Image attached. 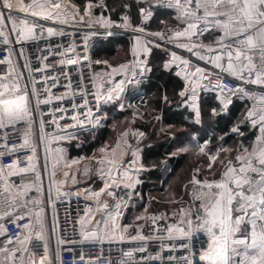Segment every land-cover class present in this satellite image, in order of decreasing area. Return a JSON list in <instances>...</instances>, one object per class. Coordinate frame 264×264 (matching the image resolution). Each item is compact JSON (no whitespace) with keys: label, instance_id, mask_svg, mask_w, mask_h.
Instances as JSON below:
<instances>
[{"label":"built area","instance_id":"1","mask_svg":"<svg viewBox=\"0 0 264 264\" xmlns=\"http://www.w3.org/2000/svg\"><path fill=\"white\" fill-rule=\"evenodd\" d=\"M31 0H24L25 4ZM43 2V0H41ZM52 3H61L59 17L55 15L52 19H42L30 14L19 13L15 11L18 0H11L13 9H4L0 4V12H4L7 17L9 13L20 21L27 20L29 25H35L37 39L19 40L18 33L11 30V21L6 20V27L2 30L7 37L0 36V60L11 61V63H0V82L18 83L29 97V108L32 111V131L30 136V145L35 146V153L32 147L20 148L23 143V132L28 125L21 121L14 124H8L0 128V166L4 167V172L0 173V214L5 211L12 212L13 215L0 219V228L6 229L0 233V248L7 247L9 250H15L21 246L17 243L7 244V239L14 241L17 236L27 234V230L17 228L16 224L23 225L31 222L34 230H39V224L36 223V213L43 208L42 219L44 223V237L47 242V260L46 264H206L201 256L208 251L211 238L204 232H195L190 241L179 238L178 233H173L175 238L168 239L167 229L172 225H181L183 214L161 215L155 212H149L147 215L146 228L141 233L145 237H150L146 241H133L130 239H108L105 237L97 241H85L81 236L80 220L87 216L94 217L102 210V197H99V203L89 193L92 187L80 189L68 193L65 189L52 188L49 192L47 183L43 177L40 168V158L42 150L48 149L55 142L71 139L85 133H92L100 125L103 118L108 116V103L104 99L100 86L98 84V74L95 71V62L91 52V42L93 39H110L115 37L124 38L129 43L130 51V77L127 79L122 93L116 99L118 110L128 111L138 119H144V107L147 104V98L140 96L133 100L131 104L127 102L128 87L147 77L146 60L139 52H133V46L137 37L144 38L147 42L172 53H179L172 41L158 39L150 33L138 31L127 24H117L111 20L109 11L99 4L87 3L80 5L74 0H51ZM198 0H193V5ZM91 4L102 12L97 20L105 19L110 22L108 28L95 23L89 26L86 18L81 20L83 9ZM183 7V16L185 20L199 22L195 17L185 15L184 9L192 11L184 0H181ZM177 8V7H176ZM197 16L203 17V9L197 10ZM61 20L66 22L61 23ZM205 25L210 31H204L203 35H195L192 42L197 45H203L204 38L215 36L217 26L213 22L201 24L199 30L205 29ZM52 28L57 32H63L64 35H55L49 37L47 29ZM173 28L168 27L161 33L164 36L173 33ZM112 35H107V33ZM42 36V38H41ZM7 38V43L5 39ZM243 38V37H240ZM225 44L235 47V38H229ZM68 60H76L77 63L69 64ZM140 61L144 63L141 64ZM187 61V64L183 63ZM259 64V61H256ZM47 65V67H45ZM177 68V75L184 80L187 86V76L190 79L197 77L195 73L200 68L203 73L201 83L203 89L217 95L218 99L227 106L234 103L243 104L246 107L244 118L248 122L258 121L261 111L264 110V103L261 98L264 97V88L258 84L250 83L249 80L255 79L254 75H245L243 79L233 78L212 67H207L203 62L196 58L188 56L182 57ZM196 81V80H195ZM71 84V89L68 87ZM217 84L224 86L216 87ZM45 89L48 91L46 92ZM51 95L50 104H36V100H43ZM63 96V99L57 97ZM85 101L87 103L85 104ZM91 110V112H89ZM256 112V116L250 118L248 113ZM77 120H73V117ZM158 119L162 120L159 116ZM41 121H43V130H41ZM55 121V123H53ZM78 121H84L81 127ZM59 137H64L59 139ZM6 145V146H5ZM13 146L16 150L13 151ZM31 158V159H30ZM177 158V156H175ZM237 162V161H236ZM18 163V168H26L29 164L35 165L36 171L19 172L12 169L16 174H10L7 165ZM238 163V162H237ZM37 172L40 175L39 181L36 180ZM7 183L9 191L5 192L4 187ZM36 184L40 191L35 188L29 191L24 197L17 195L23 190L24 185ZM113 193L109 196L116 204L127 206L130 200L131 189L128 186L121 185L118 190H108ZM7 198V199H6ZM39 199L40 204H33L31 201ZM25 205V206H22ZM102 207V208H101ZM100 209L97 211V209ZM148 210L151 209V202ZM92 209L89 213L88 210ZM18 215L25 217L24 220H16ZM153 217L157 219L153 221ZM193 219V216L191 215ZM15 221V223H13ZM124 221L123 215L119 223ZM194 221V220H193ZM92 222L84 225L85 230L91 231ZM103 233V225L100 227ZM162 237V239H158ZM59 240H64L60 244ZM45 241H36L33 234L32 241L26 245L28 251H20L17 258L13 261L6 253L0 252V264H29L32 259L39 261L42 255H45L43 244ZM75 241V243H71ZM83 241V242H82ZM185 243L189 247H183ZM145 247L146 252L134 251L139 247ZM128 251H134L132 258L125 255ZM33 253H35L33 255ZM159 256L160 259H149V257ZM174 257V259H169ZM22 258V259H21Z\"/></svg>","mask_w":264,"mask_h":264},{"label":"snow or ice","instance_id":"2","mask_svg":"<svg viewBox=\"0 0 264 264\" xmlns=\"http://www.w3.org/2000/svg\"><path fill=\"white\" fill-rule=\"evenodd\" d=\"M170 3L174 2L175 6L180 8L183 7L181 0H169ZM184 2L193 10L188 11L184 9L185 15L195 17L197 20L207 18L209 16L224 17V20H217L216 26L222 29V37L216 41V43L224 51L223 53L216 55L215 62L216 67H222L219 63L224 55L227 56V68L226 71L231 72L233 75L243 79V73L248 72L249 76L255 74V79L249 80L250 83L264 85V0H198L193 5V0H184ZM4 9H13L11 0H0ZM61 3H52L51 0H31L30 3L25 4L24 0H18L15 11L19 13L30 14L34 17H40L42 19H52L55 15L59 17L58 11L61 9ZM91 4L88 5L90 9ZM203 9V17L197 16V10ZM6 20L11 21V30L18 33L19 40H35L37 35L35 32V25H29V22L25 19L17 24V19L14 18L10 13L6 17L4 12H0V36L7 37V34L2 30L6 27ZM61 23L66 22L61 20ZM96 23L102 25L104 28L110 26V22L105 19H99ZM197 23H189L185 30L177 31L173 36L168 37L170 41H173L180 37H185L191 40L194 35H203L204 31H210L205 25V29L199 30ZM143 32L144 29H137ZM47 35L49 37L55 35H64V33L57 32L52 28L47 29ZM112 35V33H107ZM153 35L159 36L164 39L163 33H154ZM243 37V38H240ZM42 38V36H41ZM229 38H235V47L230 44H225L224 40ZM7 43V38L5 39ZM139 45V40L137 41ZM159 46V45H157ZM178 47L187 48L188 51H192L193 48L202 47L195 43L189 44L180 43ZM144 52H149L150 49L145 47ZM208 52H213L215 49L212 46H207ZM199 55V53H197ZM174 59L175 53H173ZM204 56H200V59H204ZM259 61L257 64L256 61ZM239 62V67L234 63ZM11 63V61L0 60V63ZM69 64L77 63L76 60H68ZM143 64V61H140ZM183 63L187 64V61ZM47 67V65H45ZM121 68H126V65H121ZM117 71V69H113ZM201 69L197 68L196 73H201ZM123 83V82H121ZM68 87L71 89V84ZM216 87L223 88L224 86L217 84ZM47 92L48 90L45 89ZM194 92V90H193ZM181 96L185 95L184 92L180 93ZM64 97H57V99H63ZM108 100L112 99L111 91L107 96ZM195 100V95H193ZM52 102L51 95L41 100L39 97L36 100V104H50ZM29 97L28 94L21 89L18 83H13L11 86L8 83L0 82V128L8 124H14L18 122H25L28 127L23 132V143L19 146L20 148L32 147L33 153H35V146L30 145V136L32 131V111L29 108ZM87 101H85V104ZM261 103H264V97L261 98ZM227 105H225L226 107ZM91 112V110H89ZM249 117H255L256 112L251 111L248 113ZM73 120H77V117H73ZM259 121L264 123V110L258 117ZM55 123V121H53ZM79 125L83 127L84 121H78ZM255 123V120L253 121ZM41 130H43V121H41ZM264 132V129L261 130ZM126 136L127 133H124ZM143 135V133H140ZM64 137H59L63 139ZM6 146V145H5ZM119 148V145H117ZM16 150V146H13V151ZM102 152H107L106 149H101ZM204 149L201 148V152ZM112 156L114 159L108 160L107 163L111 165L107 175L111 179V183H105L104 188L101 192H95L92 196L99 203V197L103 192L107 191L112 184L116 183V180L112 178V169H116L117 156L116 150H113ZM31 159V158H30ZM211 162L215 163L218 159V155L211 156ZM235 160L238 162V167L234 166L232 161L229 160L219 180L215 181H203L193 179L192 183L201 185L199 194L196 199L203 201L200 207L202 209V215L197 214L196 223L191 218V213H185L187 219H181V225H172L167 229L168 239L175 238L173 233H178L179 238L190 241L195 232H204L211 238V244L205 255L201 256V259L208 260L210 264H264V136L261 137L260 141L252 151L245 149L242 154L237 155ZM76 163V161H73ZM104 163V161H100ZM133 163H135L133 161ZM211 163L209 167L211 168ZM10 174H16L12 172V169H17L19 172L36 171L35 165L29 164L26 168H18V163L7 165ZM118 171V169H117ZM4 172V167L0 166V173ZM68 174L65 173V176ZM128 175L127 172L124 173ZM40 175L37 172L36 180L39 181ZM75 182V180H73ZM131 187V184L127 185ZM35 190L40 191V188L36 184H28L23 186V190L17 193L18 196L24 197L29 191ZM4 191L8 192L9 187L5 183ZM59 192V188H57ZM108 195H113L112 192L108 191ZM7 199V198H6ZM33 204H40L39 199L31 201ZM25 206V205H22ZM104 209H107L108 205L105 203L102 205ZM116 208L119 209L120 205L117 204ZM100 209L98 208L97 211ZM89 213L92 209L88 210ZM235 213V215H234ZM43 208H40L39 212L36 213V223L39 224V230H34L31 222L16 224L17 228H23L27 230V234L17 236L15 241L12 238L7 239V244L13 243L19 244L21 247L15 250H9L7 247L0 248V252L6 253L9 258L13 261L17 258V253L20 251H28L26 247L34 238L36 241H45L43 229L44 223L42 219ZM13 213L5 211L0 214V219L12 216ZM119 215L117 212L115 215L109 213L108 219L102 222L103 233L100 232L101 222H97L96 229L87 231L84 225L92 222V216H87L80 220L81 224V236L85 241H97L102 240L105 237L108 239H119L123 241L124 235L120 234V226L116 223L115 217ZM25 217L18 215L16 220H24ZM143 219V217H140ZM153 221L157 218L153 217ZM111 221V226L109 225ZM15 223V221H13ZM109 228L110 233L109 234ZM6 229L0 228V233L6 232ZM124 231H127L125 228ZM133 241H146L150 237H145L142 234H137L131 237ZM162 239V237H158ZM83 242V241H82ZM60 244H64V240H59ZM75 243V241H71ZM45 255H42L37 262L32 259L29 264H46L47 260V249L48 245L45 241L43 244ZM183 247H189L188 243H185ZM134 251L146 252L147 249L143 246L135 249ZM134 251H128L125 255L132 258ZM35 253H33L34 255ZM239 257L240 259H236ZM22 259V258H21ZM149 259H160L159 256L149 257ZM174 259V257H169ZM23 264V262H22Z\"/></svg>","mask_w":264,"mask_h":264},{"label":"trees","instance_id":"3","mask_svg":"<svg viewBox=\"0 0 264 264\" xmlns=\"http://www.w3.org/2000/svg\"><path fill=\"white\" fill-rule=\"evenodd\" d=\"M74 1L80 5L99 4L109 11L111 20L115 23L143 28V32L150 34L161 33L166 27H174L178 21V13L163 5V0ZM96 9L95 18H98L103 8ZM150 48L151 53L146 60V79L131 84L127 90L129 104L140 96L147 98V104L143 108L144 119H138L128 111L118 110L116 104H112L108 106L110 118L107 125L110 127L100 131L97 138L94 133H85L72 138L67 144L63 143L68 158L74 161L83 157H100V150L111 143L119 129L143 133L140 145L141 165L146 171L141 176L142 185L138 191L143 200L146 194L157 197L151 202L149 211L165 215L187 211L196 220L197 214L201 212H198L199 202L196 200L192 181L195 177L201 182L221 178L224 171L222 166L212 165L208 169L210 157L220 149L230 150L229 159L232 163L236 161L237 152L241 150L239 142L245 143L253 136L250 134L248 138L243 137V140L233 134V130L243 120L246 107L234 103L225 109L216 94L202 89L199 102L200 122H195L194 113L184 105L187 98L180 95L185 82L177 75V68L169 65V57L173 53L157 46ZM128 49V41L120 37L93 39L91 42L94 60L109 62L112 66L129 63V57L123 58V55L129 54ZM234 109L237 110L236 114L233 113ZM159 116L162 120L158 119ZM248 125L241 124L242 132L246 133ZM195 139L201 144L198 151L184 149ZM181 148L185 152L180 151ZM201 148L204 149L203 152ZM175 154L178 155L177 158ZM226 162L224 161V167ZM82 178L79 182L82 187L98 188L100 185V177L94 171ZM195 188L198 189L196 186ZM144 208L140 205L138 209L128 210L126 224L133 229L129 230L130 234H134L136 227L142 223L137 219L144 213Z\"/></svg>","mask_w":264,"mask_h":264},{"label":"rangeland","instance_id":"4","mask_svg":"<svg viewBox=\"0 0 264 264\" xmlns=\"http://www.w3.org/2000/svg\"><path fill=\"white\" fill-rule=\"evenodd\" d=\"M96 10L97 9L94 6H92L90 9L88 7H85V9H83L84 17L81 20H85L87 18L88 25L94 26V24L97 21V19L95 18L97 17ZM153 37L159 38V36L158 37L153 36ZM137 38L139 39H136L135 44L133 46L134 53L137 51L136 47L138 45L137 44L138 40H139V46H141V50L144 47V42L147 41L141 37H137ZM128 52L129 54L123 55V58L125 59L126 57H129V60H130L129 49H128ZM139 53L143 55V57H141L142 59L146 57L143 52L140 51ZM110 60H112V57ZM94 62H95V71L98 74V84L100 86L101 93L104 99L106 100V102L108 103V106L115 104L117 100L116 98L121 95L123 87L127 79L130 76L129 63L128 64L122 63L117 66H112V64L109 62L103 61L102 63V62H98L95 60ZM121 65H126L127 67L121 68L120 67ZM113 69H117V71L114 72ZM202 76H203V73L201 72L197 75V77L191 80H187V85L192 84V82L197 80L198 78L202 79ZM185 88H186V84H185L184 89ZM110 91L112 93V99L108 100L107 96ZM108 106H106L107 111H108ZM109 118H110V115H108L105 119L103 118L100 125L97 126L95 131L92 132V134L94 133L93 134L94 137L97 138L98 134H100V131H103L110 127L107 125ZM124 133H127V135L125 136ZM143 138L144 136L140 135L139 131H134V130H129V129H125V130L119 129L115 138L111 140V143H109L107 147L102 148V149H106L107 152H102L100 150L99 152L100 157H94V156L93 157H83L81 159L74 160L76 161V163H73V161L68 158V153L66 151L67 149L64 144L66 142L71 141L72 138L67 139V140L65 139L60 142H55L51 144L48 149L44 148L42 150L43 159L40 158L39 164L42 170L43 177L46 180L47 188L49 192H51L52 188L54 187L60 188V189L63 188L68 193H72L80 189L87 190L88 187H82L81 185H79V182H80V179H83L82 176H86L89 172H92V171H94L96 174L99 175L100 185L98 188H92L88 192L92 194L95 192H101V190L104 188L105 183H111V179L107 175L109 169L111 168V165H109L107 161L114 159V157L112 156V152L113 150H116L117 156L115 157V159H117V165H116V169H112V178L116 180V183L112 184V187H110L108 190H118L121 185L127 186L131 184V187H130L131 189L130 197L131 198L127 206H120V208L117 209L116 208L117 204L113 201L111 197H109L108 190L105 191L102 197L101 206L106 203L108 207L105 212L100 211L94 217L93 222H92V228H96L97 222H101V225H103L102 222L108 219L109 213L115 215L117 212H119V215L116 216L115 219H116V223H118L120 226V234L124 235L125 239H130L131 237L136 236L137 234H141L146 228L147 215L150 212L148 210L149 203L153 202V200L157 198L155 196H151L150 194L149 195L146 194L145 200H143V197L140 194V191H138L140 189V186L142 185L141 176L146 171V169H144L141 165L140 145L142 143ZM117 145H119V148L117 147ZM200 147H201V144L195 139L193 143L188 144L187 146H185L184 149H190L191 151H198ZM180 151L185 152L183 151V148H181ZM177 153L179 154L180 152L177 151ZM214 155H218V159L216 160L215 163H212L210 159L209 164L211 163V165H215L217 167L222 166V168L225 170L226 166L224 167V161L228 162L230 160L229 159L230 150L220 149ZM175 156L178 157L177 154H175ZM102 160L104 161V163H100V161ZM133 161L135 163H133ZM208 169H211V168L208 167ZM125 172L128 173L127 176L124 175ZM65 173H67L68 175L65 176ZM73 180H75V182H73ZM212 181H215V180H212ZM195 186L198 187V189L195 188ZM200 189H201V185L194 184L193 191L195 193V197L199 194ZM196 200L199 202L198 212L200 211L201 212L200 214L202 215L203 213H202V209L200 205L201 203H203V201L198 200V199ZM140 205L145 207L143 209L144 213H141V215L137 219V220H141L142 223L136 227L134 234H130L129 230L133 231V229L131 225L126 224L128 210L138 209ZM102 210L104 211L105 209L102 208ZM121 215H123L124 217V221L122 222V224L119 223V219L121 218ZM161 215H165V214H161ZM173 215H177V214L174 213L170 216H173ZM140 217H143V219H140ZM196 222L197 221L194 220V223ZM109 225L111 226V221H109ZM125 228L127 229V231H124ZM109 234H111L110 228H109Z\"/></svg>","mask_w":264,"mask_h":264},{"label":"crops","instance_id":"5","mask_svg":"<svg viewBox=\"0 0 264 264\" xmlns=\"http://www.w3.org/2000/svg\"><path fill=\"white\" fill-rule=\"evenodd\" d=\"M162 4L168 7L173 8L178 14V21L177 23L174 25L173 27V33L167 36H164L166 40H169L168 37L173 36V34L177 31H183L186 29L187 25L189 23H197L199 26L201 24H205V23H209V22H213L216 24L217 20H224V17H215V16H209L207 18L204 19H200L199 22H194L193 20H185L184 16H183V10L180 8H176L174 2L170 3L169 0H163ZM153 35V34H152ZM223 35V31L222 29H220L219 27H217V34L215 36H207L204 38V43L203 45H201L202 47H196L193 48L192 51H188L187 48H182V47H178L177 45L180 43H187L189 44V46H191V44H193L192 42V38L195 36H192L191 40H188L185 37H180L177 38L175 40L172 41L173 45L176 47V49L179 51V53L175 54V59L173 57V54L170 55L169 60H171L169 62V65L172 66H178L179 62L182 60V57L184 56H188L190 58H196L197 60H200L201 62H203L205 64V66H209L212 67L215 70H218L228 76H231L233 78H238V76L233 75L231 72L226 71L225 69L227 68V56L224 55L223 58L221 59V61H219V63L222 65V67H216V62H215V57L216 55H219L221 53H223V49L221 47H219V45L216 43V41H218ZM156 36V35H153ZM158 37V36H156ZM158 39H161L160 37ZM228 39L224 40V43L227 41ZM136 41V40H135ZM170 41V40H169ZM151 46H155L149 42H144V47L141 50V46L137 45V52H143L144 55L146 56L144 59L148 60V57L151 53ZM207 46H212L215 51L213 52H208L207 51ZM147 47L150 49L149 52H144V48ZM171 52V51H170ZM199 53V55L197 54ZM141 54V53H140ZM142 55V54H141ZM200 56H204V59H200ZM143 57V55H142ZM234 63L237 64V67H239V62H235ZM128 64V63H127ZM130 65V64H129ZM130 68V67H129ZM245 75H249L247 71H245L243 73V76ZM255 76V74H252ZM130 77V76H129ZM129 79V78H128ZM260 87L264 88V85H259ZM203 89L202 83H201V79H197L196 81H193L192 84H188L186 86V88L182 91L185 93V95H183V97L187 98V101L185 102V106H187L195 115V122H200V95H201V90ZM194 90V92H193ZM193 95H195V100H193ZM221 105L223 106V108H230L231 106H226L225 104H223L222 102H220ZM237 110L234 109L233 113L236 114ZM240 113V112H239ZM245 115V114H244ZM241 124L244 126L245 124H249L248 128H246V133L242 132L241 130ZM241 124H239L237 126V129L235 128L233 130V134L237 137H240L241 139H245L243 137H249L248 135L253 134V136L244 143V142H239V145L241 146V150H239V152H237V155H240L243 153V151L245 149H247L248 151H252L253 148L256 147V145L258 144V142L260 141L261 137L264 136V132H262L261 130L264 129V123L258 121H255V123L253 122H248L245 120V118L243 117V120L241 122ZM239 135V136H238ZM245 135V136H244ZM143 136V135H142ZM240 153V154H239ZM236 155V156H237ZM235 161V160H234ZM234 166H239L238 163L235 161L233 162ZM196 180H198L195 177ZM185 213H189L187 211H181L178 214H183L182 218L183 219H187L188 217L185 215ZM236 259H240L239 257H237Z\"/></svg>","mask_w":264,"mask_h":264},{"label":"bare ground","instance_id":"6","mask_svg":"<svg viewBox=\"0 0 264 264\" xmlns=\"http://www.w3.org/2000/svg\"><path fill=\"white\" fill-rule=\"evenodd\" d=\"M187 80H191L190 77L187 76ZM206 264H210L208 260H204Z\"/></svg>","mask_w":264,"mask_h":264}]
</instances>
